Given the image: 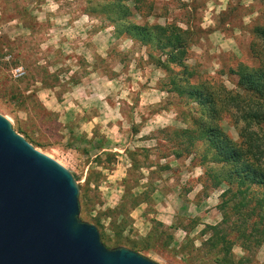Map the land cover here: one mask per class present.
Instances as JSON below:
<instances>
[{
    "label": "rangeland",
    "instance_id": "1",
    "mask_svg": "<svg viewBox=\"0 0 264 264\" xmlns=\"http://www.w3.org/2000/svg\"><path fill=\"white\" fill-rule=\"evenodd\" d=\"M148 1L145 14L125 2L127 23H171L191 34L184 66L160 67L171 48L129 38L109 0H0V114L77 176L80 218L99 226L106 247L158 264H216L223 253L211 249L207 226L222 221L226 187L205 189V170L219 166L203 141L187 147L169 139L201 113L173 82L183 83L188 66L191 83L212 79L237 90L235 71L257 64L252 47L264 49L254 35L264 27V0ZM223 125L237 138L228 120ZM175 186L186 199L193 189L191 201L203 204L204 218L181 219L190 228L205 220L183 242L175 223L157 219L160 205L177 201ZM142 192L145 202L135 206ZM232 254L235 263L264 264V244L249 259L239 243Z\"/></svg>",
    "mask_w": 264,
    "mask_h": 264
},
{
    "label": "trees",
    "instance_id": "2",
    "mask_svg": "<svg viewBox=\"0 0 264 264\" xmlns=\"http://www.w3.org/2000/svg\"><path fill=\"white\" fill-rule=\"evenodd\" d=\"M127 1L143 14L144 8L150 9L151 4L148 0H109L108 6L112 10L122 12L119 18L126 21L124 25L128 24L125 27L128 37L157 44L163 49L171 48L167 60L159 62L160 67L167 64L184 66L182 61L192 45L191 34L171 23H127L125 18L130 10ZM254 35L264 42V27H255ZM255 45L254 41L252 46ZM251 55L257 64H240L235 71L239 76L237 90L212 79L191 83L193 73L189 72L188 66L183 70V83L173 82L174 90L197 102L201 113L192 117L189 127L175 130V137L169 139L187 147L197 140L203 141L213 153L210 162L219 166L218 170H205L206 180L211 184L204 187H226L220 196L222 221L207 226L214 231L207 240L211 249L223 253L215 259L216 264L243 263H235L233 259L232 249L237 243L248 253V259L264 244V49L252 47ZM226 120L235 128L237 138L224 129ZM172 153L180 156L179 152ZM199 166L204 167V160ZM143 194L145 192L137 194L135 206L145 202ZM100 234L103 241L106 235L101 231Z\"/></svg>",
    "mask_w": 264,
    "mask_h": 264
},
{
    "label": "water",
    "instance_id": "3",
    "mask_svg": "<svg viewBox=\"0 0 264 264\" xmlns=\"http://www.w3.org/2000/svg\"><path fill=\"white\" fill-rule=\"evenodd\" d=\"M75 174L39 152L0 114V264H158L110 249L80 218Z\"/></svg>",
    "mask_w": 264,
    "mask_h": 264
},
{
    "label": "crops",
    "instance_id": "4",
    "mask_svg": "<svg viewBox=\"0 0 264 264\" xmlns=\"http://www.w3.org/2000/svg\"><path fill=\"white\" fill-rule=\"evenodd\" d=\"M197 170H199V168L195 167V171ZM193 177L199 179L202 177V173L198 172L196 176ZM176 186L173 189V191L176 195L177 201L174 203H169L166 200L165 203L160 205L157 219L167 227L175 223V227H174L175 237L179 242H183L188 237L193 236L194 233L195 234L199 233L200 229H202L201 227L203 226V222L205 220L200 223H196L197 225L194 226L193 228H190L189 226L181 222L182 221L181 219L183 218L185 220L188 218H197V217L204 218L202 211L203 204L195 203L191 201L190 195L191 192L194 191L193 189L187 193L188 198L186 199L185 195H181V191H179L180 188H176ZM168 198H170V196H168Z\"/></svg>",
    "mask_w": 264,
    "mask_h": 264
}]
</instances>
